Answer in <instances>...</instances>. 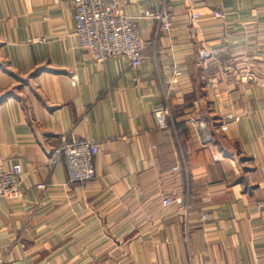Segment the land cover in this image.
<instances>
[{"label": "crops", "instance_id": "1", "mask_svg": "<svg viewBox=\"0 0 264 264\" xmlns=\"http://www.w3.org/2000/svg\"><path fill=\"white\" fill-rule=\"evenodd\" d=\"M126 2L136 75L79 48L73 0H0V159L22 167V195L0 198V264H264V0H168L170 32L160 0ZM201 46L222 54L197 66ZM62 136L97 142L94 180L50 160Z\"/></svg>", "mask_w": 264, "mask_h": 264}, {"label": "built area", "instance_id": "2", "mask_svg": "<svg viewBox=\"0 0 264 264\" xmlns=\"http://www.w3.org/2000/svg\"><path fill=\"white\" fill-rule=\"evenodd\" d=\"M126 5V0H73L75 34L78 37L79 48L94 61L103 62L111 57H123L127 60L130 71L136 75L145 59L146 42L141 39L133 18L126 13ZM199 15L197 11L192 12L193 18H198ZM151 16L157 22L158 31H171L174 14L168 0H160L158 10ZM221 54L220 47L201 46L196 52V65L202 66L209 61H217ZM180 73V69L175 67L172 76L164 81L165 95ZM243 80L255 83L257 79L252 71L247 70ZM154 116L157 128L167 129V117L170 116L168 106L156 109ZM237 119L238 117L233 114L225 115L221 129H226L227 120ZM188 123L197 128L201 127V122L192 116ZM98 152L99 146L95 141L86 139L68 141L66 136H62L61 145L50 160L58 162L63 159L67 181L84 184L96 177L95 157ZM21 175L20 164H14L8 169L0 159V198L18 199L22 195ZM45 186L37 185L40 189ZM202 218L206 220L208 214L203 213Z\"/></svg>", "mask_w": 264, "mask_h": 264}]
</instances>
